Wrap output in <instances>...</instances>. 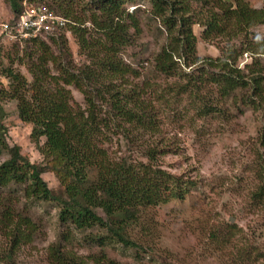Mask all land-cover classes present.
<instances>
[{"label":"trees","instance_id":"trees-1","mask_svg":"<svg viewBox=\"0 0 264 264\" xmlns=\"http://www.w3.org/2000/svg\"><path fill=\"white\" fill-rule=\"evenodd\" d=\"M8 1L15 15L20 13L22 0ZM147 1L150 13L166 30L167 40L146 62V75L150 77L140 84L129 79H138L144 67L134 68L123 60L121 52L141 34L138 6L128 10L138 0H88L79 7L80 13L84 11L81 16L75 15L71 2L65 7L66 0H57L60 10L54 12L70 22L55 35L27 39L37 45V52L29 54L27 63L32 80L29 82L11 67L2 71L9 78V85L1 89V99L16 101L19 119L32 125L31 138L38 145L43 140L39 148L49 158L50 168L62 164L61 171L70 179L63 192L54 193L41 176V165L21 155L19 146L9 147L4 140V111L0 105V152L7 150L11 154L0 163V191L18 185L26 200H53L58 204V218L66 233L62 232L60 241L48 248V257L54 264H122L107 256L102 247L114 241L134 246L130 231L138 223L140 213L173 199H184L197 186L194 179L171 173L158 163L168 147H160L161 142L153 138L143 140L158 130V101L165 102V106L182 103L183 107L184 103L185 110L189 106L198 118L225 116L228 100L264 109V63L254 56L239 66L244 52L257 53L258 48L227 45L220 56L201 58L196 53L197 37L192 29L199 24L204 40L218 35L239 36L264 25V8L253 7L248 0ZM67 34L73 35L79 50L95 69L73 62ZM45 36L58 46L57 54ZM49 63L54 64L56 73L51 72ZM158 76L172 81L158 89L151 81V77ZM70 86L83 94L84 107L74 104ZM160 93H165L161 99ZM105 101L107 109L102 107ZM118 129L128 142L127 155L118 156L109 148L111 136ZM261 144L264 145V137ZM134 152H139L144 160L133 157ZM257 177L259 181L256 180L250 199L262 206L264 167L260 166ZM11 200L0 194V233L9 244L3 252V264H13L15 249L30 241L37 230L33 220L16 211ZM97 209L102 210L103 216ZM70 228H96L97 233L88 237L100 251L84 260L68 250Z\"/></svg>","mask_w":264,"mask_h":264},{"label":"rangeland","instance_id":"rangeland-1","mask_svg":"<svg viewBox=\"0 0 264 264\" xmlns=\"http://www.w3.org/2000/svg\"><path fill=\"white\" fill-rule=\"evenodd\" d=\"M56 1L22 0V6L40 5L58 11ZM87 1L66 0L63 6L71 2L75 15L81 16L84 11L80 13L79 7H84ZM248 2L253 7L264 8V0ZM136 6L139 8L141 34L132 46L121 52L123 60L134 68L144 67L138 79L128 77L132 83L140 84L150 77L146 75V62L166 42L167 32L150 13L149 1L138 0L137 4L129 5L128 10L132 11ZM14 15L10 2L0 0V91L9 85V78L2 72L8 67L20 71L29 82L32 80L27 63L29 54L37 52L36 43L11 38L2 31L1 23H10ZM86 25L89 27V22ZM192 29L197 37L196 53L201 58L220 56L227 45L254 46L259 51L244 52L239 66L249 63L254 56L264 63V49H261V46L264 47V25H257L239 36L218 35L209 40L202 39L203 29L199 24L193 25ZM243 35L246 37L243 38ZM65 37L73 62L79 67L87 64L95 69L79 50L73 35ZM44 40L57 54L58 46L47 36ZM48 67L56 73L54 64L49 63ZM151 81L158 85V89H164L172 79L166 82L158 76L155 79L151 77ZM68 88L74 104L84 107L83 94L72 86ZM159 95L161 99L165 93ZM107 104L105 101L103 109H107ZM157 104L158 130L152 137L146 135L143 140L153 138L161 142L160 147H168L159 156L158 163L171 173L194 179L197 186L184 199H173L140 213L138 223L130 231V237L136 243L134 246L127 247L114 241L102 247L104 252L122 264H264V205L253 204L250 199L256 180L259 181L257 173L260 166L264 167V145L261 144L264 109H253L241 102L228 100L225 116L215 114L198 118L189 106L185 110L184 103L183 107L182 103L165 106V102L158 101ZM0 105L4 111L1 122L5 127V142L9 147L19 146L21 155L31 163L41 165V176L54 193L63 192L65 182H70V179L61 171L62 164L58 163L55 169L50 168L49 158L39 148L43 140L38 145L31 138L32 125L19 119L15 100L0 97ZM116 131L118 133L111 136L109 148L118 156L121 153L127 155L128 142L119 129ZM10 155V151H1L0 163ZM131 155L144 160L139 152ZM20 188L10 185L1 189L0 194L12 199L16 211L28 215L37 230L30 241L15 249L13 264H54L48 257V248L60 241L62 232L66 233V227L58 218L59 206L53 200H26ZM97 212L103 216L101 209ZM70 229L72 239L67 243L68 250L84 260L100 251L101 248L88 237V234L97 233L96 228L82 231ZM7 242L8 238L0 233V264L4 263L2 257L9 246Z\"/></svg>","mask_w":264,"mask_h":264},{"label":"built area","instance_id":"built-area-1","mask_svg":"<svg viewBox=\"0 0 264 264\" xmlns=\"http://www.w3.org/2000/svg\"><path fill=\"white\" fill-rule=\"evenodd\" d=\"M69 19L48 7L23 4L20 13L12 17V23H1L2 31L15 39H31L39 35H55Z\"/></svg>","mask_w":264,"mask_h":264}]
</instances>
